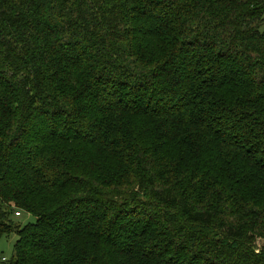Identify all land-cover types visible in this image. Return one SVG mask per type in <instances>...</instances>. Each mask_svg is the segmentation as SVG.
Listing matches in <instances>:
<instances>
[{"label": "trees", "instance_id": "1", "mask_svg": "<svg viewBox=\"0 0 264 264\" xmlns=\"http://www.w3.org/2000/svg\"><path fill=\"white\" fill-rule=\"evenodd\" d=\"M13 233L0 264H264V0H0Z\"/></svg>", "mask_w": 264, "mask_h": 264}, {"label": "rangeland", "instance_id": "2", "mask_svg": "<svg viewBox=\"0 0 264 264\" xmlns=\"http://www.w3.org/2000/svg\"><path fill=\"white\" fill-rule=\"evenodd\" d=\"M19 221L24 222L27 219H29L30 217H27L26 215H20L17 216ZM31 219V218H30ZM33 219V217H32ZM17 234L13 233L7 236H2L0 237V259L1 258H5L7 260H10L13 255H14V245L17 241ZM256 244L258 246H263L264 245V239L261 237H256Z\"/></svg>", "mask_w": 264, "mask_h": 264}, {"label": "built area", "instance_id": "3", "mask_svg": "<svg viewBox=\"0 0 264 264\" xmlns=\"http://www.w3.org/2000/svg\"><path fill=\"white\" fill-rule=\"evenodd\" d=\"M15 215H16V216H20V213H19V212H16Z\"/></svg>", "mask_w": 264, "mask_h": 264}]
</instances>
